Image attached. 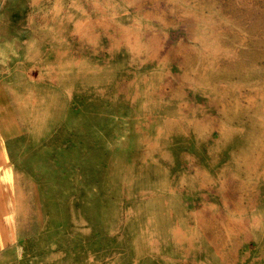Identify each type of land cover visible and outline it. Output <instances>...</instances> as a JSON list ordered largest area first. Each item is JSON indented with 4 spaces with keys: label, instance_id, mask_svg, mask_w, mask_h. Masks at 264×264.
Listing matches in <instances>:
<instances>
[{
    "label": "rangeland",
    "instance_id": "374dc122",
    "mask_svg": "<svg viewBox=\"0 0 264 264\" xmlns=\"http://www.w3.org/2000/svg\"><path fill=\"white\" fill-rule=\"evenodd\" d=\"M0 79L45 214L11 264H264V0H0Z\"/></svg>",
    "mask_w": 264,
    "mask_h": 264
},
{
    "label": "crops",
    "instance_id": "0c3cea01",
    "mask_svg": "<svg viewBox=\"0 0 264 264\" xmlns=\"http://www.w3.org/2000/svg\"><path fill=\"white\" fill-rule=\"evenodd\" d=\"M27 133L17 95L0 79V264H11L31 230L44 228V207L20 167Z\"/></svg>",
    "mask_w": 264,
    "mask_h": 264
},
{
    "label": "bare ground",
    "instance_id": "6f19581e",
    "mask_svg": "<svg viewBox=\"0 0 264 264\" xmlns=\"http://www.w3.org/2000/svg\"><path fill=\"white\" fill-rule=\"evenodd\" d=\"M210 72H211V71H210ZM212 75H213V74H212ZM205 76H206V74H205ZM210 77H211V74H210ZM212 77H213V76H212ZM260 121H261V120H260ZM262 130H263V129H262ZM259 131H260V130H259ZM253 133H254V132H253ZM255 133H256V132H255ZM261 133H262V132H261ZM253 135H254V134H253ZM257 135H258V134H257ZM262 135H263V134H262ZM262 135H261V136H262ZM261 136H260V137H261ZM257 138L259 139V136H257ZM263 138H264V137H263ZM261 140H263V139H261ZM261 140H260V142H261ZM255 141H256V140H255ZM262 143H263V141H262ZM262 143H260L261 146L263 145ZM255 146H256V144H255ZM257 148H258V147H257ZM253 149H254V147H253ZM250 153H252V152H250ZM243 155H244V154H243ZM243 155H241V156H243ZM249 155H251V154H248V156H249ZM252 156H253V155H252ZM245 157H247L246 154H245ZM253 157H254V156H253ZM244 159H246V158H244ZM245 161H246V160H245ZM246 162H247V161H246ZM251 162H253V161H251ZM249 163H250V162H249Z\"/></svg>",
    "mask_w": 264,
    "mask_h": 264
}]
</instances>
